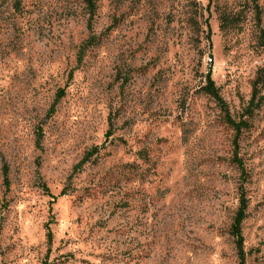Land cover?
<instances>
[{"label":"rangeland","instance_id":"1","mask_svg":"<svg viewBox=\"0 0 264 264\" xmlns=\"http://www.w3.org/2000/svg\"><path fill=\"white\" fill-rule=\"evenodd\" d=\"M90 1L0 0V264H264V0Z\"/></svg>","mask_w":264,"mask_h":264},{"label":"trees","instance_id":"2","mask_svg":"<svg viewBox=\"0 0 264 264\" xmlns=\"http://www.w3.org/2000/svg\"><path fill=\"white\" fill-rule=\"evenodd\" d=\"M85 1H86L87 5H88L89 9H91V11L94 10L93 2L90 1V0H85ZM93 41H95V40L90 41V44H88V45L93 44ZM204 91L212 99H214L216 101V103H218L220 105V107L225 112H227L225 110V105H224L223 101L221 100V98L218 95V91L214 88V84L210 80V77H208V85L204 88ZM62 97H63V92H60V94L58 95V99H61ZM53 112H54V110L52 108V113ZM226 122L236 132L234 145H235V150H237V148H238V139H239L241 130L243 128V123L237 124L234 121H232L229 116L226 117ZM95 153H96V151H93V152L89 153L84 158V160L82 161V164H85L89 160V158L92 157V155L95 154ZM234 159H235V162L238 163L239 167L241 168L242 166H241L239 160L237 159V156H235ZM3 173H4V185H5L6 188H8L9 187V182H8L7 168H4ZM246 211H247V200L245 199V196L242 194L241 199H240V207H239V210H238V212L236 214L234 223H233V225L231 227V230H230V235L235 241V247H236L237 255H238V258L241 261V264H244V261H245V253H244V249H243L244 239H243V236H242V224H243L244 220L246 219ZM47 236H48V239L50 240L51 239L50 233H48Z\"/></svg>","mask_w":264,"mask_h":264}]
</instances>
